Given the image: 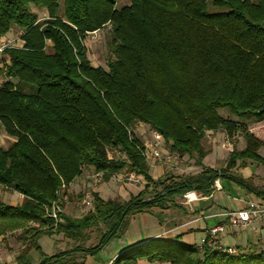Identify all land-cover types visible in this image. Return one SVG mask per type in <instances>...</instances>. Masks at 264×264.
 Wrapping results in <instances>:
<instances>
[{
    "label": "trees",
    "instance_id": "16d2710c",
    "mask_svg": "<svg viewBox=\"0 0 264 264\" xmlns=\"http://www.w3.org/2000/svg\"><path fill=\"white\" fill-rule=\"evenodd\" d=\"M0 0V39L16 28L20 47H10L0 68V126L15 141L0 146V186L23 195L19 205L0 200V237L21 231L20 263L38 240L63 234L75 246L40 264H76V252L95 255L121 236L132 217L173 207L189 192L209 196L227 179L264 199V189L231 173L240 160L264 165V140L249 128L264 121V0ZM44 9L39 21L32 8ZM63 12V17L58 16ZM111 26L106 67H94L84 38ZM13 80L16 82L14 83ZM226 109L227 115L219 110ZM147 125L188 156L202 171L155 181L134 136ZM223 131L233 142L226 167L202 163L209 131ZM110 150L119 151L115 158ZM103 181L124 170L142 176L145 189L128 201L92 194L93 207L79 219L55 222L48 210L57 192L83 169ZM76 201L75 196H68ZM102 225L96 246L86 248L87 230ZM264 264V251L237 254L206 243L159 245L123 252L111 264Z\"/></svg>",
    "mask_w": 264,
    "mask_h": 264
},
{
    "label": "crops",
    "instance_id": "0c3cea01",
    "mask_svg": "<svg viewBox=\"0 0 264 264\" xmlns=\"http://www.w3.org/2000/svg\"><path fill=\"white\" fill-rule=\"evenodd\" d=\"M152 129L147 125H140L137 132L143 138V143L153 140ZM249 131L258 139L264 140V121L254 123L250 126ZM208 146L204 145L207 152L202 163L205 167L221 170L226 167V162L230 153V146L233 144L238 151H242L246 147V142L241 135L234 137L233 142L226 134L219 131L207 132ZM15 139L12 141V143ZM205 141V140H204ZM11 143V144H12ZM10 146V145H9ZM8 146V147H9ZM7 147V148H8ZM6 148V149H7ZM260 157L264 158V146L258 151ZM168 155L175 157L170 161L167 160ZM209 155H212V160H205ZM181 158V161H180ZM188 156L179 157L171 151V143L162 139L160 159H152L148 161L149 175L153 180H164L168 177L177 175L178 170H183L185 162H190V165L195 163L194 160L189 161ZM219 163L220 167H217ZM188 167V166H186ZM195 167V166H193ZM192 167V168H193ZM202 168L201 166H199ZM190 168L188 167V170ZM202 171V169H201ZM200 171V172H201ZM198 173V172H196ZM195 173V174H196ZM231 173L245 180H250L258 189H264V165L252 160H240L237 162L236 168L231 170ZM131 182H123L115 179L113 176L108 181H103L97 187L89 183L83 176L77 179L74 184H71L67 191L73 196H80L78 188L84 186L89 187L86 195L97 193L102 199L110 200L119 198L122 201H128L131 197L138 196L147 186V182L142 176H137L134 173ZM87 177V175H86ZM121 183V184H118ZM16 192L0 186V200L11 206L19 205L23 201V195H12ZM192 193V197H198L189 202L185 196L178 198L173 207L166 210L159 208L152 209L151 213L138 214L131 218L126 231L111 240L101 251L91 256L85 253L76 252L72 257L76 258V264H111V262L123 252L131 251L139 247H146L153 243L164 245H195L201 248L207 239L208 229L219 225L225 221L224 214L226 212L238 211L248 208L252 203L264 205V199L258 198L252 193L246 192L240 186L230 180L219 179L215 182L214 191L211 195L205 197L197 192ZM196 194V195H194ZM14 199V202L11 200ZM92 207L83 211L76 207L66 206L61 214L63 218L79 219L83 217ZM21 231L8 233L6 236L0 237V264H21L19 257L22 256L25 244L20 240ZM93 241V240H92ZM99 242L96 239L94 240ZM89 242V241H88ZM223 242L227 246L236 247L240 253L256 250L264 251V219L256 220L250 227L236 233L228 232L225 234ZM40 251L35 248L30 249L23 259L24 264H40L42 255L53 257L58 254H63L77 246L71 240L66 239L63 234L54 233L50 236H44L38 240ZM90 248L93 246H85ZM36 254H35V253ZM37 257L32 262L31 259ZM139 264H159L148 263L145 260L139 261ZM168 264V263H163Z\"/></svg>",
    "mask_w": 264,
    "mask_h": 264
},
{
    "label": "rangeland",
    "instance_id": "374dc122",
    "mask_svg": "<svg viewBox=\"0 0 264 264\" xmlns=\"http://www.w3.org/2000/svg\"><path fill=\"white\" fill-rule=\"evenodd\" d=\"M131 0H120L118 2V6H124V5H129ZM32 11L35 12L37 14L38 20L39 21H44L46 19H48V13L46 10L44 9H38L33 7ZM59 17L64 18L63 17V12L60 11L58 14ZM111 33V26H105L102 30H100V32H98L95 35H91V34H87L84 38V44L87 50V55H88V59L90 60L91 64L94 67H106V60L109 57V47H108V39H109V35ZM21 35L22 32L16 28L12 29V31L10 33H8L7 35L3 36L0 39V44L4 43V44H8L10 43L12 46L14 47H20L22 45L21 42ZM5 63H9L7 62V60L5 59L4 55H0V68H2ZM6 81L5 77L3 75H0V86L2 85V83ZM13 82L15 83L16 81L13 80ZM219 114L224 116L227 115V110L226 109H220ZM139 125H136V127H134V136L141 142L143 143V138L140 136V134L137 132V129ZM14 140L13 137L9 136L8 134L5 133L4 129L0 126V146L3 147L4 149H6L9 145H11L12 141ZM208 139H205L204 141V145L207 147L208 146ZM205 147V148H206ZM109 154L111 156H114L115 158H119L122 157V155L119 153V151H112L110 150ZM212 155H209V157H207V159L205 160V164H207V161L212 160ZM181 161V158H180ZM189 161H191V159H189ZM193 164L190 165V162H185L184 165L188 166L190 169L188 170V167H184L183 166V170H178L176 172L177 176H188V175H195L196 172H200L202 168H200L196 163L192 162ZM223 163H219L217 165V167H220ZM195 166V167H193ZM193 167V168H192ZM95 174L93 169L87 168L85 167L83 169V173L80 177L76 178L74 180V182L72 184H74L76 182L77 179H80L82 176L84 178H86L88 180L89 183L93 184V187H97L100 184L103 183V180L98 183L97 185H95L92 181L93 179V175ZM130 172L127 170H124L123 172H121L118 175H115V179L120 180L121 183L123 182H131L132 179H130L129 176ZM197 174V173H196ZM87 175V177H86ZM118 183V184H121ZM89 187H82V188H78L80 192H78L80 196H75L76 201H70L69 200V204L65 205V206H69V207H76L77 209L83 211L82 214L84 213L85 210H88V207L83 205V202L85 201L86 197L88 195H86L89 191L88 189ZM67 195H71L69 193V191L66 190ZM12 194V193H11ZM89 196L92 197L91 193L89 192ZM12 195H18L17 192L16 194L13 193ZM181 197H179L180 199ZM179 199L176 198L175 201L179 202ZM14 202V199H11ZM91 208V207H89ZM104 227L102 225L98 226V227H92L91 229H88L87 232V237L89 238V242L87 241L85 243V246H94L97 242L94 241L96 239L97 236V240L100 239L102 233L104 232ZM93 240V241H92ZM35 253V252H34ZM36 254V253H35ZM37 257H34L31 259V261L33 262L34 259Z\"/></svg>",
    "mask_w": 264,
    "mask_h": 264
},
{
    "label": "built area",
    "instance_id": "2783aa9c",
    "mask_svg": "<svg viewBox=\"0 0 264 264\" xmlns=\"http://www.w3.org/2000/svg\"><path fill=\"white\" fill-rule=\"evenodd\" d=\"M110 26V25H107ZM104 28V27H103ZM103 28L88 33L91 35H95ZM12 46L10 43L8 44H0V55L3 54L4 50ZM153 140L143 144V155L146 158L147 162L152 159H160L161 154V142L163 137L156 131H152ZM175 159L174 155H168L167 160L170 161ZM134 175H130V178H133ZM103 180L101 173H95L93 175V183L97 185ZM66 188L63 187L61 190L57 192L58 199L55 201L48 210L49 216L54 219L55 222L61 221V214L65 210V205L69 204V198L66 193ZM196 195V194H194ZM198 196L196 195L195 198L192 197V193H187L185 198L191 202L195 200ZM83 205L87 207H93V199L91 196H87ZM225 221L219 225H216L210 229H208L206 245L208 248L212 250L227 252L230 254H237L238 249L236 247L227 246L224 242V236L228 232L236 233L238 231H242L247 229L252 225V223L256 220L264 219V205L259 203H252L248 208L238 210V211H231L226 212L224 214Z\"/></svg>",
    "mask_w": 264,
    "mask_h": 264
}]
</instances>
